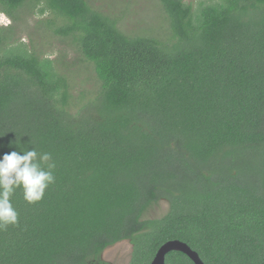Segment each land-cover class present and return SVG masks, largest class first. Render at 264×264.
Masks as SVG:
<instances>
[{"label":"trees","instance_id":"trees-1","mask_svg":"<svg viewBox=\"0 0 264 264\" xmlns=\"http://www.w3.org/2000/svg\"><path fill=\"white\" fill-rule=\"evenodd\" d=\"M160 1L167 42L125 34L88 0H0L15 24L0 26V157L34 147L56 165L41 201L12 197L0 264H109L124 241L130 264L170 241L204 264H264V0ZM22 13L68 51L20 41ZM164 200L163 218L143 219Z\"/></svg>","mask_w":264,"mask_h":264},{"label":"rangeland","instance_id":"rangeland-1","mask_svg":"<svg viewBox=\"0 0 264 264\" xmlns=\"http://www.w3.org/2000/svg\"><path fill=\"white\" fill-rule=\"evenodd\" d=\"M186 3H192L196 8L200 2L210 0H184ZM216 1V0H213ZM94 9L110 15L119 20V27L122 32L129 36H148L160 39L163 42L169 41V21L165 14L160 0H88ZM16 23L18 29V39L28 44L32 40L41 42L42 50L50 58L58 57L60 50L69 47L59 38L50 34H42L35 31L31 26L38 18L24 16ZM8 17V16H7ZM0 14V25L12 24V20ZM14 24V22H13ZM15 26V24H14ZM70 60L76 56L70 50ZM85 72L77 79V83L87 87L94 83V79L86 78ZM170 205L167 201H161L152 206L144 215V220H157L163 218L169 212ZM133 244L129 241L121 242L113 247L108 248L102 255V260L109 264H130Z\"/></svg>","mask_w":264,"mask_h":264},{"label":"clouds","instance_id":"clouds-1","mask_svg":"<svg viewBox=\"0 0 264 264\" xmlns=\"http://www.w3.org/2000/svg\"><path fill=\"white\" fill-rule=\"evenodd\" d=\"M55 167L51 153L38 152L34 147L0 157V228L18 223L19 213L12 203L16 191L22 190L29 204L41 201L46 189L55 183Z\"/></svg>","mask_w":264,"mask_h":264},{"label":"water","instance_id":"water-1","mask_svg":"<svg viewBox=\"0 0 264 264\" xmlns=\"http://www.w3.org/2000/svg\"><path fill=\"white\" fill-rule=\"evenodd\" d=\"M172 252H181L186 254L194 262V264H204L198 253L194 252L186 244L179 241H170L164 244L158 251L152 264H166V258Z\"/></svg>","mask_w":264,"mask_h":264}]
</instances>
